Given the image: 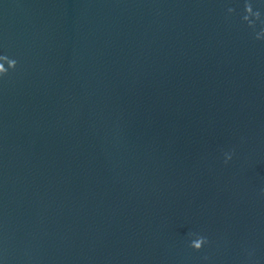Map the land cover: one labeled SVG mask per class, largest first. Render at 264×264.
Listing matches in <instances>:
<instances>
[{"label":"water","instance_id":"water-1","mask_svg":"<svg viewBox=\"0 0 264 264\" xmlns=\"http://www.w3.org/2000/svg\"><path fill=\"white\" fill-rule=\"evenodd\" d=\"M0 264H264V0H0Z\"/></svg>","mask_w":264,"mask_h":264},{"label":"clouds","instance_id":"clouds-1","mask_svg":"<svg viewBox=\"0 0 264 264\" xmlns=\"http://www.w3.org/2000/svg\"><path fill=\"white\" fill-rule=\"evenodd\" d=\"M204 242L205 240L203 237L199 238V240H194L193 247H195L196 249H200L203 246Z\"/></svg>","mask_w":264,"mask_h":264}]
</instances>
